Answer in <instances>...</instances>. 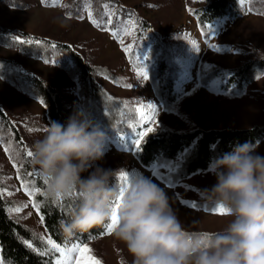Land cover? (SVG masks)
<instances>
[{
  "label": "rangeland",
  "instance_id": "rangeland-1",
  "mask_svg": "<svg viewBox=\"0 0 264 264\" xmlns=\"http://www.w3.org/2000/svg\"><path fill=\"white\" fill-rule=\"evenodd\" d=\"M64 1L33 0L34 3L24 9L0 6V24L67 40L81 47L86 56L92 57L93 62L114 73V80L106 77H101V80L114 93L130 100L137 107L139 115L142 112L147 113L142 118L147 122L151 118L152 122L147 127L154 129L165 126L181 130L194 127L246 128L264 124V72L256 70L259 73L254 81L240 93H236L232 86L225 87L229 70L251 58L264 55V3L253 8L248 1H243L244 13L235 18L222 17L214 20L208 25L206 39L192 10L210 0H121L135 9V14L125 20L126 26L120 33L108 28H97L89 8L80 17L68 15L63 9ZM110 14L107 11L104 13ZM136 15L152 26L150 31L144 33L149 43L157 39L165 41L173 62L179 66V79L175 85L177 94L174 102L166 108L158 96L156 81L152 78L155 63L136 67L128 60L126 44L135 39L140 28ZM0 54L18 58L66 91L69 115L76 110H82L77 95L78 79L70 70L54 63H46L39 58L22 56L1 45ZM141 71L147 73V79L139 74ZM0 99L15 119L29 118L27 123L38 122L40 127H33L31 130L24 125L28 137L35 141L42 137L50 123L42 103L10 86L1 78ZM148 104L154 105V110H149ZM126 140L106 137V154L96 163L110 169L112 175L118 178L121 172H125L129 179H152L167 192L184 228L218 231L226 227L230 217L218 214L219 210L212 207L200 208L196 205L202 201L197 194L198 190L210 187L216 182L209 169L194 173L175 184L166 183L161 176L171 170L162 165L151 168L142 166L135 155L136 139ZM257 153L264 156V141L259 143ZM0 168L6 169L10 174L5 177L6 181L15 185L12 191L4 190V194L7 197H19L23 202L14 212L22 213L24 222L49 239L41 216L21 183L17 167L1 139ZM121 182L123 186L124 181ZM118 203L117 201L115 208H118ZM115 228L111 232L108 229L104 236L86 244L77 243L69 247L55 248V264L58 261L69 264L77 259L78 253L73 249L78 245L89 248L91 251L85 258L91 256L99 264H132L133 257L124 242L114 235Z\"/></svg>",
  "mask_w": 264,
  "mask_h": 264
},
{
  "label": "trees",
  "instance_id": "trees-1",
  "mask_svg": "<svg viewBox=\"0 0 264 264\" xmlns=\"http://www.w3.org/2000/svg\"><path fill=\"white\" fill-rule=\"evenodd\" d=\"M243 1H248L253 8L264 3V0H210L193 9L192 14L197 19L203 36L208 38V25L214 20L241 16L244 13ZM33 3V0H0V6L19 9L28 8ZM86 8L92 11L97 28L101 30L108 28L117 33L124 30L125 20L135 14V9L125 5L121 0H65L63 3L64 11L75 17H80ZM105 11L111 14L104 15ZM135 17L140 28L135 39L126 44L128 60L136 67L155 63L152 78L156 81L158 96L166 108L174 102L177 94L175 85L179 79V66L173 62L171 51L165 41L157 39L149 43L144 33L152 29L151 24L138 15ZM0 45L17 51L22 56L39 58L46 63H54L70 70L78 79L77 95L82 111L89 114L103 128L106 137L123 141L138 139L140 132L149 124L138 114L137 107L130 100L114 93L101 80V77L114 80V73L109 68L93 62L92 57L86 56L78 45L2 24ZM256 70L264 72V55L251 58L229 70L225 87L232 86L236 93L242 92L254 81L259 73L258 71L256 73ZM0 78L42 103L47 110L49 122L65 123L70 116L67 111L66 91L56 86L48 77L29 68L18 58L0 54ZM9 111L0 99V139L17 167L21 183L31 196L38 213L43 217L42 224L49 239L24 222L22 213L14 212L23 205V202L19 197H7L4 194V190L12 191L15 185L6 181L5 177L10 174L6 169L0 168V264H55L56 251L52 244L48 243L49 240L59 247L86 244L104 236L109 229L110 221H105L88 232L77 233L71 238L62 233L60 221L68 218L79 194L69 193L61 201L46 195L47 181L41 175L38 166L32 164V157L28 156V152L33 151L35 139L28 137L24 131L25 126H28V130L40 126L37 121L27 123L26 120L29 118L15 119ZM263 141L264 124L246 128L194 127L181 130L163 126L154 128L142 138L139 150L135 147V155L146 168L161 165L169 168L171 171L161 177L166 183L175 184L194 173L207 171L215 158L232 151L237 144L245 142L259 144ZM109 186L120 192L122 182L113 174L109 177ZM112 203L115 206L117 200H113ZM196 205L210 209L203 201ZM184 229L190 235L214 232L206 229Z\"/></svg>",
  "mask_w": 264,
  "mask_h": 264
},
{
  "label": "clouds",
  "instance_id": "clouds-1",
  "mask_svg": "<svg viewBox=\"0 0 264 264\" xmlns=\"http://www.w3.org/2000/svg\"><path fill=\"white\" fill-rule=\"evenodd\" d=\"M105 145V131L82 110L65 123L51 121L33 145L32 164L47 181L46 195L79 194L59 224L66 237L115 217L114 235L126 245L132 264H264V156L257 153L258 143L237 144L210 163L216 182L197 194L230 220L219 231L191 235L165 189L152 179L130 178L123 192L109 186L112 171L96 163L104 158Z\"/></svg>",
  "mask_w": 264,
  "mask_h": 264
},
{
  "label": "snow or ice",
  "instance_id": "snow-or-ice-1",
  "mask_svg": "<svg viewBox=\"0 0 264 264\" xmlns=\"http://www.w3.org/2000/svg\"><path fill=\"white\" fill-rule=\"evenodd\" d=\"M109 23H111V21H109ZM114 35H115V33H114ZM139 74H140L144 79H147V73H146V72L141 71ZM147 108H148L149 110H154V105H152V104H148V105H147ZM141 116H142V118H143V117L147 116V113L142 112V113H141ZM149 122H152L150 117H149ZM152 131H153V128H151V127H147V128H146V131L140 132V134H139V135H140V138L136 139L135 142H134V143H135V146H136V150H139L142 138H143L144 136H146L148 133L152 132ZM28 156H29V157H32V152H31V151L28 152ZM119 178H120L122 181H124V185H123V186L121 187V189H120V192H123L124 189L126 188L127 184H128V181H129L128 174L125 173V172H121V173L119 174ZM35 191H39V189H35ZM62 198H63V197H61V198H59V199H55V200H56V201H61ZM194 206H195V205L193 204V207H194ZM218 214L223 215L224 213L221 212V211H219ZM41 219H43V217H41ZM113 227H116V218H115V217H113V220L111 221V226L109 227V232L112 231V228H113ZM48 243L52 244V247H53V248H56V249L59 248V245L52 243L51 240H49ZM73 250L76 251V252L78 253V258L75 259L74 261L69 262V264H99V262H98L97 260H95V259H94L93 257H91V256H87V258H85V257H86V254L90 253V251H91V250H90L89 248H87L86 246L81 247V246L78 245V246H76ZM57 264H64V262L58 261Z\"/></svg>",
  "mask_w": 264,
  "mask_h": 264
}]
</instances>
